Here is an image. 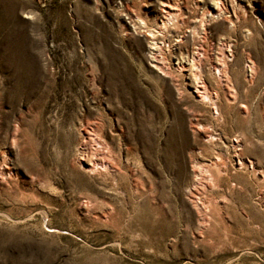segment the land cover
I'll list each match as a JSON object with an SVG mask.
<instances>
[{
    "label": "rangeland",
    "instance_id": "374dc122",
    "mask_svg": "<svg viewBox=\"0 0 264 264\" xmlns=\"http://www.w3.org/2000/svg\"><path fill=\"white\" fill-rule=\"evenodd\" d=\"M0 264H264V0H0Z\"/></svg>",
    "mask_w": 264,
    "mask_h": 264
},
{
    "label": "bare ground",
    "instance_id": "6f19581e",
    "mask_svg": "<svg viewBox=\"0 0 264 264\" xmlns=\"http://www.w3.org/2000/svg\"><path fill=\"white\" fill-rule=\"evenodd\" d=\"M203 98H207V95H206V93H204V96H203Z\"/></svg>",
    "mask_w": 264,
    "mask_h": 264
}]
</instances>
